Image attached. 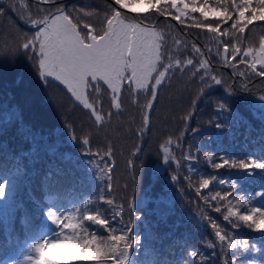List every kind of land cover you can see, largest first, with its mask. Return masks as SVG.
Masks as SVG:
<instances>
[{
    "label": "trees",
    "instance_id": "16d2710c",
    "mask_svg": "<svg viewBox=\"0 0 264 264\" xmlns=\"http://www.w3.org/2000/svg\"><path fill=\"white\" fill-rule=\"evenodd\" d=\"M110 2L58 0L57 6L64 7L82 23H92L99 31ZM47 7L50 6L38 4L36 0H0V9L4 10L0 15V123L5 129L0 135V144L7 145L0 149V171L11 181L4 210L0 213V262L26 264L24 256L29 254V244L41 233L52 235L59 231L43 215L49 207L63 214L71 212L79 219L84 210L99 209L110 216L122 205L123 223H132L133 236L139 239L130 252L132 264H146L147 261L192 264L189 252L193 249L199 253L196 264H224L234 255L238 257L237 264L250 261L264 264V233L243 224L233 228L223 221V210L215 212V202L206 205L203 200L209 191L214 194L230 189L217 185L204 190L199 199L195 192L202 177L212 176L236 181L238 187L234 196L237 197H251L259 190L256 184L238 179L240 170L214 169L205 157L214 156L213 162H219L221 156L235 160L249 156L264 158V121L259 119V112L264 110L260 107L264 101L259 99L264 96V78L251 73L239 76L237 73L247 70L243 66L230 67L223 63L222 57L216 55L217 43L211 36L190 27V20L181 24L173 17L147 13V18H141L149 25L155 24L165 34L170 49L177 50L174 40L179 39L187 45L186 50L180 46V58L199 59L191 52V45L196 43L204 52V58L210 61L213 74L224 83L202 92L204 85L199 76L193 77L194 69L170 72V79L158 90L147 126L143 124V116L151 99L150 92H136L125 82L120 93L121 108L117 110L111 105L109 89L101 84L99 95L94 90L89 92L92 103L102 108L105 120L102 126L97 125L62 85L38 76L31 50L26 53L20 47L24 37L31 39L34 32L28 18L39 19L37 9ZM128 15L130 19L136 16L130 11ZM250 28L244 44L257 46L259 37L264 35V22H255ZM176 58L173 55V59ZM221 104L225 106L223 111L219 107ZM189 113L190 119L184 122ZM231 113H239L244 119L236 121ZM21 127L31 128L34 134L42 137L35 156L28 151L31 145L17 132ZM181 135L184 151L170 149L180 161L179 167L165 164L161 145L168 137L175 140ZM73 136L77 139L73 140ZM85 136L90 137V145L81 143ZM108 145L112 147L113 156L101 162ZM189 146L193 154L198 152V160L192 164L195 170L191 177L192 187L184 180L189 176L185 170L189 166L183 156ZM137 148L142 151L137 153ZM17 156L18 161L14 159ZM109 160L114 166L110 181L108 174L101 171ZM129 161L135 162V168ZM170 175H177L179 182H171ZM252 179L258 181L260 177ZM109 182L112 184L110 194ZM101 194L113 199L115 207L102 204ZM132 201L138 205L134 213L129 210ZM141 202H146V206L139 207ZM249 206L264 207V197L257 196ZM17 209L28 214L27 226H21ZM202 212L204 217L215 219L228 234L230 240L227 242L239 244L248 240L258 250H229L227 242L222 243L214 236L211 220L201 217ZM90 230L105 235L95 226ZM129 243L133 241L130 239ZM146 249L150 250L148 255H145Z\"/></svg>",
    "mask_w": 264,
    "mask_h": 264
},
{
    "label": "snow or ice",
    "instance_id": "6c2138e0",
    "mask_svg": "<svg viewBox=\"0 0 264 264\" xmlns=\"http://www.w3.org/2000/svg\"><path fill=\"white\" fill-rule=\"evenodd\" d=\"M36 2L50 7L37 9L39 19L28 18L34 32L31 39L24 37L20 47L26 53L31 50L32 62L38 71V76L44 80L51 78L62 85L74 101L89 112L97 125L102 126L105 120L101 114L102 108H98L96 103L89 102V92L94 90L99 95L101 84L111 90V105L117 110L121 108L120 93L126 81L136 92H150L151 99L147 102L143 116V124L147 126L150 123L149 112L158 98V90L166 80L170 79V72L194 69L193 77L199 76L204 85L202 92L205 88L224 83L221 78L213 74L210 61L204 58V52L196 43L191 45V52L199 59L180 58L182 55L179 51L180 46L183 45L186 50L187 45L179 39L174 40L177 50L170 49L165 34L157 30L155 24L150 26L141 18L142 16L147 18L145 15L147 13L173 17L181 24L190 20V27L211 36L217 43L216 55L222 57L223 63L230 67L243 66L247 70L237 73L239 76L251 73L264 78V35L259 37L258 47L254 43L244 44L246 32L251 31L250 26L255 22H264V0H111L99 31L92 23H82L64 7H58V0H36ZM125 10L135 13L136 16L130 19L128 11ZM3 13L4 10L0 9V15ZM173 55L177 58L173 59ZM259 99L264 101V96H260ZM100 104L102 105V101ZM219 107L221 111L225 108L222 104ZM252 107L255 108V105ZM260 107L264 109V104ZM231 116L236 121L244 119L239 113H231ZM190 117L191 113L184 117V122ZM259 119L264 121V110L259 112ZM8 122H11V117L8 118ZM220 126L217 124V127ZM4 131L3 124L0 123V135L4 134ZM17 132L31 145L28 151L35 156L37 143L42 137L39 133L34 134L28 127L18 128ZM72 139L76 140L77 137L73 136ZM81 143L90 145V137L85 136ZM183 143L182 135L177 136L175 140L171 137L165 139L164 144L161 145L165 164L179 167L180 161L174 158L170 149L175 148L183 152L184 149L181 147ZM6 147V144H0V149ZM136 151L138 153L142 149L137 148ZM112 156V147L108 145L101 162ZM14 159L18 161L19 157ZM197 160L198 152L193 154L189 146L187 154L183 156V161L189 166L185 169L189 172V176L184 177L189 187H192L191 177L195 174L192 164ZM205 160L217 170L226 167L240 170L241 175L238 179L241 182L256 184L259 190H255L251 197H237L234 196L238 187L236 181L217 176L202 177L198 187L195 188L197 198L199 199L206 189L210 190L217 185L227 186L230 190L217 191L214 194L209 191L208 195H204L205 204L210 205L215 202V212L221 213L223 210V221L231 224L233 228L243 224L256 232L264 233V207L249 206L257 196L264 197V158L249 156L247 159L235 160L221 156L219 162H213L214 156L209 155ZM129 164L135 168L134 161H129ZM113 167L109 160L101 170L108 174L109 181ZM11 171V168L7 170L9 173ZM3 173L0 171V213L4 210V202L11 183ZM254 176H259L260 179L253 180ZM170 180L173 183L179 182L177 175H170ZM107 188L110 194L111 182L107 184ZM99 201L115 207L114 200L102 194L99 196ZM160 202L163 203L164 200L161 199ZM145 206L146 202H141L139 205V207ZM8 207L11 208V205ZM137 207L135 201L129 204V210L133 213ZM17 211L20 212L21 226H27L28 214L20 209ZM43 215L56 225L59 231L52 235L41 233L33 243H30L29 254L24 256L26 264H132L130 252L134 244L139 243V239L133 236V224L123 223L122 205L110 216L105 211L95 209L80 212V218L77 219L71 212L63 214L51 207L43 212ZM200 215L206 220H211L210 226L214 236L220 242L230 240L215 219L204 217L203 212ZM116 224L120 226L116 227ZM92 226L103 231L105 235L101 236L96 231H91ZM48 231L52 232V229ZM130 239L133 243H129ZM208 246L211 247V244ZM227 248L229 250L240 248L244 252L250 249L258 250L250 245L248 240H243L239 244L227 242ZM149 252L150 250L146 249L145 255ZM197 255L199 253L194 249L189 252L192 264H196ZM237 261L238 257L234 255L232 260H225L224 264H237ZM0 264H8V261H2ZM14 264H23V262L15 261ZM146 264H155V261H147ZM249 264L254 262L250 261Z\"/></svg>",
    "mask_w": 264,
    "mask_h": 264
},
{
    "label": "rangeland",
    "instance_id": "374dc122",
    "mask_svg": "<svg viewBox=\"0 0 264 264\" xmlns=\"http://www.w3.org/2000/svg\"><path fill=\"white\" fill-rule=\"evenodd\" d=\"M151 26V25H150ZM157 30H159V29H157ZM257 47H258V45H257ZM127 82V81H126ZM109 92L110 93H108L109 94V99H110V101H111V96H112V93H111V90H109ZM73 98V97H72ZM74 99V98H73ZM89 102H92L91 101V99L89 98Z\"/></svg>",
    "mask_w": 264,
    "mask_h": 264
},
{
    "label": "water",
    "instance_id": "95a60500",
    "mask_svg": "<svg viewBox=\"0 0 264 264\" xmlns=\"http://www.w3.org/2000/svg\"><path fill=\"white\" fill-rule=\"evenodd\" d=\"M151 24H153V22Z\"/></svg>",
    "mask_w": 264,
    "mask_h": 264
}]
</instances>
